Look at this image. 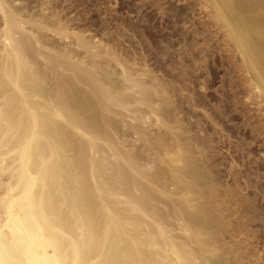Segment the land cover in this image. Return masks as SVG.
Segmentation results:
<instances>
[{"label":"bare ground","instance_id":"1","mask_svg":"<svg viewBox=\"0 0 264 264\" xmlns=\"http://www.w3.org/2000/svg\"><path fill=\"white\" fill-rule=\"evenodd\" d=\"M158 1L182 46L169 50L162 34L161 59L128 52L124 33L119 47L114 32L81 26L51 0H0V264H264V204L236 193L259 175L229 153L232 183L222 180L215 134L195 127L198 118L187 126L202 99L187 96L190 86L184 102L180 87L189 88L175 84L183 78L158 74L175 54L182 74L186 62L197 72L206 61L196 51L211 53L204 67L236 74L232 88L242 86L264 126V0H176L184 9Z\"/></svg>","mask_w":264,"mask_h":264},{"label":"rangeland","instance_id":"2","mask_svg":"<svg viewBox=\"0 0 264 264\" xmlns=\"http://www.w3.org/2000/svg\"><path fill=\"white\" fill-rule=\"evenodd\" d=\"M50 1V0H49ZM60 0H51V2H56V4H55V6H60V9L62 8V7H64V8H62V10H64V12H66L65 14H63V15H66L67 17L69 16V18H70V15H71V18H77L78 17V19H74V22H76V23H78V24H80V22H81V26H85V24H86V26L89 24V27L91 28V30H93L94 31V29H93V24L95 23V24H98V25H95V29L100 25V26H102V30H101V28H97V30H99V31H102L101 33H104V31L106 30V31H108V30H111V31H109V32H114L115 33V36L116 37H122V36H124V35H126V36H124V40H127L126 42H125V44L128 46V41H130V43H129V45L131 44L132 45V47H131V45L130 46H128V47H131V48H128L127 46L125 47V45L123 46V44H124V40H122L121 38L120 39H118L117 38V40H116V42L118 43V41H120V43H118V45H119V47L120 46H123V47H125L127 50L128 49H130L131 51H132V49H133V51H137L138 53L140 52V48H142L143 47V49L145 50V49H147V51H144L146 54L147 53H149L150 55V57H152V59H153V56L152 55H155L156 57H158V58H163L162 56H160V50L159 49H161L160 47L161 46H163L162 44H164L165 45V43H167L168 41L167 40H164V42H163V38L161 37V35L162 34H165L166 36H168L167 37V39L169 40V43L168 44H166V45H169V44H171V45H169V50L172 48V49H174V48H178L179 49V47H182L181 45H179V44H181V42L180 41H178V43H177V45H176V38L178 39L179 37L178 36H176V38H174L175 36H171L172 34L171 33H173V31H171V26L169 25V24H172L170 21L169 22H165L164 21V19H165V17H166V15L164 14V13H162L164 16H162V14H160L162 11L161 10H158L157 9V3L155 4V6H153L154 5V3L153 2H157L158 0H61L60 2H59ZM138 1H140V2H138ZM160 1V0H159ZM158 1V2H159ZM162 1V0H161ZM160 1V2H161ZM165 1H167V0H165ZM115 2H116V4H115ZM159 2V3H160ZM58 3V4H57ZM140 3V4H139ZM162 3H164L163 1H162ZM161 3V4H162ZM52 4V3H51ZM53 4V5H54ZM63 4V5H62ZM65 4V5H64ZM68 4V5H67ZM135 4H136V6L138 5V6H140V9H142V11L139 9V7L137 6V10H136V6H135ZM144 4V5H143ZM168 4V5H167ZM134 5V6H133ZM141 5H143V7L141 6ZM153 7H152V6ZM164 5H167V6H164ZM164 5L162 4L161 5V7L162 8H168V7H171L172 6V8H175V9H178L179 7H182L183 9H184V2H179V1H176V0H168L167 2H166V4L164 3ZM171 5V6H170ZM62 6V7H61ZM142 7V8H141ZM160 7V9H162ZM130 8V9H129ZM156 8V9H155ZM67 9V10H66ZM133 9H135V10H133ZM147 9V10H146ZM59 10V9H58ZM156 10H158V11H156ZM63 12V11H62ZM71 12V13H70ZM73 12V13H72ZM136 12V13H135ZM187 12H189V10H187ZM140 13V14H139ZM197 13V16L196 15H193L192 16V18H194V21H193V19H191V21L192 22H197L198 23V12H196ZM67 14H70V15H67ZM74 15V16H73ZM103 15V16H102ZM110 15V16H109ZM79 16H80V19L82 20H80L79 19ZM88 16H89V18H88ZM195 16H196V18H195ZM143 18V19H142ZM142 19V20H141ZM163 19V20H162ZM76 20V21H75ZM116 20V21H115ZM137 20V21H136ZM164 21V22H163ZM89 22V23H88ZM93 23L92 24V26H90L91 25V23ZM110 22V23H109ZM115 22V23H114ZM146 22H147V24H146ZM88 23V24H87ZM169 23V24H168ZM101 24H105V25H101ZM124 25V26H122V25ZM133 24V25H132ZM168 24V25H167ZM179 24V23H178ZM106 25H108L107 27H108V29L105 27ZM117 25H119V26H117ZM188 25H190L189 23H188ZM188 25H186L187 27H188ZM97 26V27H96ZM104 26V27H103ZM168 27L169 26V29L168 28H165V27ZM179 26V27H178ZM177 26V24H176V27H178V28H182V26H181V24H179ZM124 29H123V28ZM121 28V29H120ZM192 28V26L190 27V29ZM105 29V30H104ZM116 29V30H115ZM118 29H120V31L122 30V31H124V32H120ZM133 29V31H137L136 33H140V31H142L141 33L142 34H144V35H142L141 33L140 34H135L134 32L132 33V30ZM179 29V30H180ZM189 29V30H190ZM117 32V30L121 33V35H120V33L118 32V34L115 32V31ZM129 32V33H127V31ZM182 30V29H181ZM96 31V30H95ZM126 31V32H125ZM109 32H107L108 34H106V35H108L109 36ZM178 32V31H177ZM180 33L182 32V31H179ZM178 32V34H180ZM106 33V32H105ZM112 33L110 34L113 38L115 37V36H113L114 35V33H113V35H112ZM124 33V35H122ZM170 34V35H167V34ZM117 34V35H116ZM132 34H134V36H132ZM118 35H120V36H118ZM136 35V36H135ZM137 35H142V36H137ZM133 37H135V39L134 40H138L137 41V43L138 42H140V44H141V42H142V45L143 46H141L140 47V45L138 46L137 44H135L134 45V43L136 42V41H134L133 40ZM128 38H129V40H128ZM148 38V39H147ZM114 39H116V38H114ZM132 39V40H131ZM151 39V40H150ZM214 39V38H213ZM213 39H211V41H209L207 44H209V45H211V46H213L212 48H214L215 46H216V44H214V41H215V39L213 40ZM121 40L123 41L122 43H121ZM148 40V41H147ZM171 40H172V42H171ZM161 41H162V44H161ZM167 41V42H166ZM115 42V43H116ZM171 42V43H170ZM201 42V41H200ZM116 43V44H117ZM145 43V44H144ZM174 43V44H173ZM203 43V42H202ZM211 43V44H210ZM121 44V45H120ZM175 46L176 45V47H174L173 45ZM134 45V46H133ZM136 45L138 46L137 48H136ZM166 45H165V47H166ZM206 45V44H205ZM203 45V47H208V45ZM215 45V46H214ZM145 46V47H144ZM172 46V47H171ZM149 47V48H148ZM174 47V48H173ZM198 47H200V46H198ZM122 48V47H121ZM137 50H136V49ZM151 48V49H150ZM153 48V49H152ZM140 49V50H139ZM149 49V50H148ZM172 49H171V51H172ZM176 49H175V51L173 50V52H176ZM177 49V50H178ZM197 49V48H196ZM150 50L151 51H153V52H150ZM180 50H182V49H180ZM179 50V52L180 53H182L181 51ZM183 51V50H182ZM128 52H129V50H128ZM173 52H170L171 54L170 55H174V53ZM184 52V51H183ZM198 51H196V54H197V59L199 58L200 60H197V63H198V61H199V63L198 64H204L205 63V61H206V63H207V65H209L211 62H212V60H211V53L208 55L209 57H207L208 59H210L211 60V62H210V60H208L207 58H206V56H203L204 54H205V52H203L202 53V55H201V53H197ZM216 52V51H215ZM195 53V52H194ZM199 54V55H198ZM176 55V54H175ZM173 56V57H169L168 58V62L166 61V63L167 64H165V62H163L162 61V64L164 65V67L162 66V64H160L161 65V67H163L162 69H161V67H160V72H162L163 70V72L162 73H158V74H164L165 73V71H169L168 73L171 75V76H173L174 77V81L176 80H178V79H175L177 76H178V78L179 79H182L183 78V82L181 81V80H178V82H175V84L177 85V86H179L178 85V83L180 84V83H182L181 85H183L184 87L186 86L187 87V89L188 90H186V89H184L183 87H180V88H182L184 91H186V93H184V91L182 90V92L185 94V96L187 95V92L188 91H190V89H191V87H193L192 88V92H191V94H189V95H187V96H194L193 98H196V100H198L199 101V99L201 100L202 99V104L200 103V107L202 108L203 107V109H202V112L200 111V112H198L199 111V108H198V110H197V112L195 111V109H193L195 112L193 113V111H191L189 108V106H188V108L187 109H189L194 115H195V113H197L198 114V116H194L190 111H189V114H188V112H185L186 114H184V116H185V118L187 117V118H189L188 116L190 115V113H191V115H193V117H192V120H191V122H189L190 124H188L187 126H190L191 124L192 125H195V124H193V122L194 121H197V119L196 118H198V120H200L202 123L201 124H203V125H201L200 124V121H199V124H200V126H199V124L196 122V124H198V125H195V127L197 126V127H201V128H204V129H207V130H209V136H213L214 134H215V136L216 135H218L219 136V138H218V136H213L214 138H213V145H212V143H211V145L215 148L214 149V151H216L217 150V152H215V153H217V157L215 156V161H218L217 159H219L220 160V162L219 163H221L222 162V164L223 165H220V171H221V173L220 174H222V173H225V170H226V177H225V174H222V180H228L229 181V183L231 184L232 183V179H230V177H231V175H229V173H227L229 170H228V168H229V166L227 167V165H230L231 164V161H229L231 158H228V156L231 154L232 155V158H233V160L234 159H236V160H234L235 161V163H237V166L239 165V166H242V167H244V168H250L249 169V172L250 171H252L251 169H254L252 172H250L252 175L251 176H253V177H251V179L253 178V179H255V176H258V179H257V177H256V179H257V182H256V180H254V183H253V180H250V178H249V183H251V184H248L249 185V187L248 188H246V189H244V185L242 184V180H239V185L240 184H242V186L240 185H238L239 186V188L241 189V190H243V191H241L240 189L239 190H237L236 191V193H237V197H238V195H239V193H240V195H242V196H240L239 198H241L240 200H248L249 202H247L248 203V205H253V202H251V204H249L250 203V201H254V200H256L257 202H255L254 204L255 205H257V204H259L260 205V201H262L263 203L261 204V205H263L264 204V174L262 175V173H264V163H262L261 161L264 159V158H262V160H255V161H257V163H259L260 165H262L260 168H257V170H256V168H254V165L257 167V163L256 162H253L254 160H253V158L255 159V157L257 158V159H260L261 157L260 156H258L260 153L263 155V157H264V126L262 125L263 124V121H261V117H259V119H258V117L257 116H259V115H257L256 116V114L254 113L255 112V110H254V108L252 107H250V106H248L247 104H245L246 102H245V100H244V96L243 95H240V94H244V92H243V89H242V92H241V88H242V86L240 87L237 83H235L236 84V86L237 87H235V86H233V88H232V84H230V81L232 80V78L234 77V78H236V74H233V73H231V72H229V70L227 71V69H225L224 67H221V68H216L213 72L212 71H210V69H206L205 67H206V63H205V67L203 66L202 68H200V70L199 69H197V72H196V69H195V71L193 70V68L192 67H190V62H186V64L187 63H189V68L188 69H186V71L184 70V73H185V75H184V73L182 74V72L183 71H181V70H179L178 69V67H175V65H172V62L171 61H174V64L176 63V65H178L177 63H178V61H179V59L178 58H176V56ZM183 56V55H182ZM213 56L215 57V54H213ZM149 57V58H150ZM216 58V57H215ZM151 59V58H150ZM165 59H166V57H165ZM176 59H177V61H176ZM154 61V60H153ZM153 61L151 60V62L153 63ZM170 61V62H169ZM202 62V63H201ZM170 63V64H169ZM168 65V66H167ZM171 65H172V67H174L175 68V70L171 67ZM212 67H214V66H212ZM166 70H165V69ZM187 68V67H186ZM190 68H191V72H189L190 71ZM206 69V70H208V72H209V74H208V72H206V71H202L203 69ZM169 69H171V70H169ZM178 73H177V72ZM188 71V72H187ZM194 71V72H193ZM173 74H172V73ZM181 72V73H180ZM205 72V73H204ZM215 72V73H214ZM168 73H165V74H168ZM180 73V74H179ZM194 73H196L197 74V77H196V75L194 74ZM202 73V74H201ZM182 74V75H181ZM187 74V75H186ZM194 74V75H193ZM200 74V75H199ZM204 74V75H203ZM208 74V75H207ZM176 77H175V76ZM180 75V76H179ZM184 75V76H183ZM199 75V76H198ZM203 75V76H202ZM230 75L232 76V78H230ZM182 76V77H181ZM205 76V77H204ZM209 76V78L207 79V77ZM230 78H228V77ZM181 77V78H180ZM187 77V78H186ZM196 77V78H195ZM203 77V78H202ZM186 78V79H185ZM194 78V79H193ZM233 78V79H234ZM184 79H185V81H184ZM188 79H191V80H188ZM195 79H197L196 81H195ZM222 79V80H221ZM223 79H224V81H223ZM203 81V80H205L204 82H200V81ZM210 80V81H209ZM234 80H238L237 78L236 79H234ZM194 81V82H193ZM198 81V82H197ZM184 82H185V84H184ZM196 82V83H195ZM228 82H229V84H228ZM237 82V81H236ZM191 83V84H190ZM202 83H204V84H202ZM206 83V84H205ZM208 83V84H207ZM197 85H198V87H197ZM199 85H200V87H199ZM202 85V86H201ZM203 85H204V87H203ZM228 85V86H227ZM191 86V87H190ZM206 86V87H205ZM229 87V88H228ZM240 87V88H239ZM196 88V89H195ZM197 88H199V90L197 89ZM200 88L202 89V90H200ZM231 88V89H230ZM205 89V90H204ZM238 89V90H237ZM203 93H202V92ZM231 91V92H230ZM239 91V92H238ZM180 92L181 91H179V94H180ZM194 92V95L192 94ZM230 92V93H229ZM196 93H197V95H196ZM226 93V94H225ZM240 93V94H239ZM178 94V91H176V94L175 95H177V98L175 99V100H178V102L179 103H182V106L183 105H185V99H187L188 97L186 96V98H185V96H184V94H182L183 96H184V98L181 96V94L179 95ZM235 94V95H234ZM200 95V96H199ZM245 95V94H244ZM196 96V97H195ZM224 96H226V97H224ZM230 97V98H228V97ZM176 97V96H175ZM203 97V98H202ZM224 97V98H223ZM181 98H183L184 100V102H181L182 100H180ZM217 98V99H216ZM223 98V99H222ZM243 98V99H242ZM207 100V101H206ZM220 100H222V101H220ZM205 101V102H204ZM224 101H226V102H224ZM231 101V102H230ZM233 101V102H232ZM204 102V103H203ZM209 102H210V104H212V105H209ZM244 102V103H243ZM218 103V105L220 104L221 105V107H223V109H224V115H222L223 113H221V115L219 114L220 112H218L220 109V106H216V104ZM221 103H224L223 105L221 104ZM228 103V104H227ZM187 105V104H186ZM205 107H204V106ZM214 105V106H213ZM211 106V107H210ZM213 106V107H212ZM184 107H187V106H184ZM208 107V108H207ZM210 107V108H209ZM215 107H217L216 109L218 110H216V109H214ZM219 107V108H218ZM210 109V110H209ZM213 109V110H212ZM228 109V110H227ZM251 109H253V111L251 110ZM185 110H186V108H185ZM203 110H206V112L205 113H203ZM213 111H215L214 113H213ZM221 111V110H220ZM216 112H218V114L216 113ZM206 113H209V114H213L212 116L214 117L215 115L217 116V117H215V118H218V116H219V119L221 120V121H219L218 119H216L215 120V122L217 123L216 125H212V122H208L209 121V119H207V117H204L203 115L204 114H206ZM208 114V115H209ZM258 114V113H257ZM207 115V116H208ZM227 115V116H226ZM182 116H183V114H182ZM181 116V117H182ZM200 116H202V117H200ZM206 116V115H205ZM224 116V117H223ZM253 117V118H252ZM185 119V120H187V121H189L188 119ZM201 118H203V119H201ZM214 118V119H215ZM222 118L224 119V120H222ZM207 119V120H206ZM187 121H185V122H187ZM193 121V122H192ZM218 121V122H217ZM257 121H258V124H257ZM260 121V122H259ZM195 123V122H194ZM208 123V124H207ZM261 125H260V124ZM257 124V125H256ZM191 125V127H193L194 129H195V127L194 126H192ZM210 125V126H209ZM220 125H221V127H222V130L221 131H223V132H221V131H219V128H221L220 127ZM211 126H215V130L211 127ZM255 126V127H254ZM217 127V128H216ZM219 127V128H218ZM260 127V128H259ZM263 128V129H262ZM257 130H258V132L259 131H261L262 130V133L261 132H257ZM254 131V132H253ZM214 132V133H213ZM215 132H217V134L215 133ZM221 133V134H219V133ZM256 132V133H255ZM255 133V134H254ZM212 134V135H211ZM223 134H224V136H223ZM262 134V135H261ZM261 135V136H260ZM222 136H223V138H222ZM227 136H228V138H227ZM251 136H253V137H251ZM258 136H260V137H258ZM224 137H226V138H224ZM216 138H218L219 140L217 141V139ZM221 138V139H220ZM252 138H253V140L254 141H252ZM258 138V139H257ZM239 139H240V141H239ZM244 141H242V140ZM248 140H250L249 142H248ZM257 140V141H256ZM260 140V141H259ZM215 141L218 143L219 142V144H216L215 143ZM237 142H239L240 143V145H239V147H238V144L239 143H237ZM252 142V143H251ZM237 143V144H236ZM244 143H245V146L247 147H245L244 146ZM263 143V144H262ZM242 144H243V147H242ZM248 144H250V145H248ZM253 144V145H252ZM260 144V145H259ZM216 145H217V147H216ZM233 145H234V147H233ZM263 145V146H262ZM231 146H232V148H231ZM237 146V147H236ZM251 146V147H250ZM262 146V147H261ZM212 147V148H213ZM237 148V150H236V148ZM235 148V149H234ZM241 149V151H246V152H244V155L245 154H249V152L252 154V157L250 156V158L248 159V157H243L242 156V154H241V151L239 150V149ZM250 148V149H249ZM245 149V150H244ZM226 150H228V151H226ZM224 151H226V154H225V152ZM236 151V152H235ZM222 152V154H220ZM228 152V153H227ZM259 154H258V153ZM230 153V154H229ZM255 153V154H254ZM257 153V154H256ZM227 154H229V155H227ZM236 155V157H235V155ZM241 154V158H239L240 155ZM216 155V154H215ZM221 157H220V156ZM231 155H230V157H231ZM234 155V156H233ZM261 155V156H262ZM225 156V157H224ZM221 158L223 159V160H221ZM241 159V160H240ZM240 160V161H239ZM244 160H245V162H244ZM229 161V162H228ZM247 161H248V163H247ZM250 161V162H249ZM226 162V163H225ZM229 164H228V163ZM240 162L242 163L243 162V164H240ZM247 164H249V165H247ZM253 166H252V165ZM224 165H226V166H224ZM222 166H224V167H222ZM249 166V167H248ZM222 167V168H221ZM241 167V168H242ZM263 167V168H262ZM224 168V169H223ZM243 168V169H244ZM222 169H223V172H222ZM235 169H238V167H235ZM255 170H256V172H257V175H256V172H255ZM261 171V173H260V171ZM259 171V172H258ZM261 174V175H260ZM228 175V176H227ZM262 176V177H261ZM262 178V179H261ZM250 181H252V182H250ZM260 182V183H259ZM256 185V186H255ZM255 188V189H254ZM249 189V190H248ZM252 189V190H251ZM258 189V190H257ZM254 191V192H253ZM241 192H242V194H241ZM257 192V193H256ZM253 194V196H252V194ZM245 196H244V195ZM254 195H257V196H254ZM261 195H263V197L261 196ZM237 197H236V200H239V199H237ZM242 197H243V199H242ZM245 197V198H244ZM251 197H252V200H251ZM261 197V198H260ZM248 198H250V199H248ZM257 198V199H256ZM244 203H245V201H243ZM243 202H241L242 203V205H243ZM247 203H245V204H247ZM222 205H224V204H222ZM239 205V204H238ZM255 205H253V207H255ZM223 207V206H222ZM239 207H240V205H239ZM256 207H258V206H256ZM254 230V229H253ZM255 230H256V228H255ZM254 230V231H255ZM243 236V235H242ZM253 240L255 241V239L253 238Z\"/></svg>","mask_w":264,"mask_h":264}]
</instances>
